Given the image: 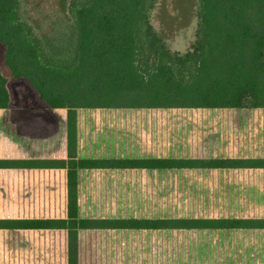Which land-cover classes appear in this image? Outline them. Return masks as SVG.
Masks as SVG:
<instances>
[{
  "label": "trees",
  "instance_id": "16d2710c",
  "mask_svg": "<svg viewBox=\"0 0 264 264\" xmlns=\"http://www.w3.org/2000/svg\"><path fill=\"white\" fill-rule=\"evenodd\" d=\"M156 1L68 0L38 34L0 0V112L22 79L63 123L0 145V234L61 235L64 264H264V0H198L185 53Z\"/></svg>",
  "mask_w": 264,
  "mask_h": 264
},
{
  "label": "rangeland",
  "instance_id": "374dc122",
  "mask_svg": "<svg viewBox=\"0 0 264 264\" xmlns=\"http://www.w3.org/2000/svg\"><path fill=\"white\" fill-rule=\"evenodd\" d=\"M68 0H22L23 17L38 34L47 33L58 19L68 18ZM198 0H157L151 25L172 52L185 53L195 40ZM0 44V69L7 70ZM9 104L0 112V145H22L27 150L38 143L56 139L63 123L25 80L9 78ZM32 146V147H31ZM2 175V174H1ZM17 241L19 256L13 264H64L62 236L51 233L0 234V241Z\"/></svg>",
  "mask_w": 264,
  "mask_h": 264
}]
</instances>
